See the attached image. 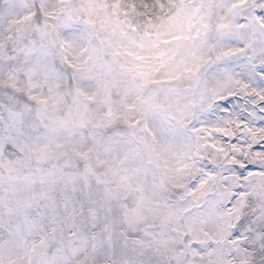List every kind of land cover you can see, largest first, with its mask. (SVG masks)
Returning <instances> with one entry per match:
<instances>
[{"label": "snow or ice", "instance_id": "6c2138e0", "mask_svg": "<svg viewBox=\"0 0 264 264\" xmlns=\"http://www.w3.org/2000/svg\"><path fill=\"white\" fill-rule=\"evenodd\" d=\"M0 264H264V0H0Z\"/></svg>", "mask_w": 264, "mask_h": 264}]
</instances>
